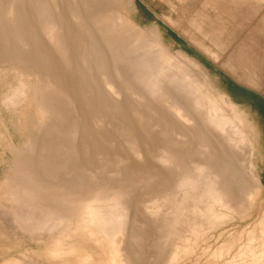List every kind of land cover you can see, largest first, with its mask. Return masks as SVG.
Returning a JSON list of instances; mask_svg holds the SVG:
<instances>
[{"label": "bare ground", "instance_id": "6f19581e", "mask_svg": "<svg viewBox=\"0 0 264 264\" xmlns=\"http://www.w3.org/2000/svg\"><path fill=\"white\" fill-rule=\"evenodd\" d=\"M65 1L66 6H63L60 0H0V63H21L32 69L42 68L47 71L49 76L43 79L40 77V86L36 83V85L34 84L32 86V101L30 102L35 103V114L41 120L45 119V121H49L56 131L63 130L64 136L67 137V140L64 142L65 144H63L64 146H59L56 149L53 148L55 152L50 150L51 153L54 152L52 154L41 152V156L38 158H34L31 155L33 157L32 159L29 154L30 152L24 153L17 151L15 153V179L13 184L10 185V194L12 195V200L17 203L21 210L13 214L16 215L20 226L32 232L40 230L49 232V230L59 227L63 222L76 224L78 229L82 230L83 233H87L102 249V253L98 257L97 262L92 260L91 256L86 253L79 257L81 264H136L132 258L133 249L126 244L121 245L120 241L122 235L129 233L128 231L131 232V225L134 222L130 218V216H133L130 214V207L125 202L126 200H124V196L127 194L125 195L126 192L123 191V184L132 180V173H128L130 168L136 170L137 166L130 165V155L128 156V152L123 151V149L120 152H113L116 157V164L115 161L113 162V159L109 158V154L112 152L108 153V151H111L110 149L113 148H109L111 143L109 144L102 140L91 129L90 125L93 124L90 123L89 125L83 119V117H86V113L84 115L82 114L83 110H81L80 104L83 100L82 98L79 99V96L82 95L81 92H87L89 82L79 83L76 81L74 85L85 87L80 90L71 88L67 80L66 71L62 69L59 63L60 61L57 60V57H59L68 66H71V62L70 64L68 62L70 61V56L76 51L80 52L81 61H83L82 59L94 61L95 68L99 71L102 77L101 81L104 83V93L107 91L113 97V99L111 98L109 107L117 111L116 114L119 116V119L122 118V121L126 119L132 122L135 118L133 117L134 119L130 120L132 117H128L127 114L122 112L123 109H121L124 97L118 87V82L116 83V79L119 78V72H116V76L114 75L115 79L113 75H109L111 70L112 73L115 70L112 69L111 62L109 65V61H111L109 58L111 57L113 60L115 58L116 60L117 55L119 56L124 52L125 58H123L128 60L129 70L135 72L137 81L143 84L140 85L141 88L142 86L145 87L142 89L144 94L147 95V93H150L149 103L151 95L156 97V99L158 98L157 100L162 103L158 102L161 105L165 104L167 107L165 111L170 113L171 117L173 116V119L177 121V125L174 123L175 126L173 124L171 125L177 128H174L176 133V137L174 136V138L176 140L172 138L174 141L171 139L166 142L165 147L162 148L164 149L163 153L160 150L161 152H158L160 154L157 155V157H160L162 153V156L157 159H159L158 162L166 167V172H168L162 177L164 179L161 178L166 182L165 188L166 186L167 188L165 191L159 194L157 193L156 196L153 195L155 200L152 201L154 197L152 199L150 198L152 205L149 202L150 206H148V210L150 209L152 215L154 214L156 216L153 219L159 227V237H166L167 240H180L178 241L179 243L173 240L171 243V252L167 260L168 262L174 260L180 252H188L191 249L195 237L202 233L204 229L208 230V227H212L224 219L227 214H223L220 208L224 210L229 209V211L242 208V197L246 196L249 201L254 193L253 189L259 187L256 181V175L254 174L256 171L254 172L252 168V145L245 136L248 132L245 130L243 121L234 113V102L226 94H218L213 97L205 93L204 96L199 83L188 74L186 71V69L188 70V66L193 65L203 68L199 61L180 50L175 51L176 54L172 55L159 41L156 30H151L152 35L149 34L151 37L148 38L147 31L145 33L144 29L135 25L129 16L135 10L132 0H115L116 5H112L111 3L113 2H109L108 0ZM125 3L132 9H129L128 13L123 11L122 6ZM67 12L69 14L70 12L72 13L70 14L72 16L71 20L67 17ZM74 26L76 28L74 34L71 35L70 30ZM131 53L134 54L133 57L135 59L131 56ZM76 54L78 55L79 53ZM130 59L132 60L129 61ZM50 78L52 82L49 81ZM57 80L60 81L59 84L54 82ZM62 82L64 86L61 85ZM126 83V88H132L129 81H126ZM89 84L91 85V83ZM206 90L208 92V89ZM15 92L13 98L9 100L12 104L17 105L27 100L28 95L24 83H21ZM178 93L187 98H191L189 104L195 110L199 109L202 111L203 116L197 114V111H195L196 115L203 117L199 119H204L201 124L198 122L201 120L197 119L196 121L195 117H198L194 114L193 116L195 117H191L188 112L190 109H185L182 105L183 102L181 103ZM125 95L128 97V93ZM95 98L89 96L87 93L84 101L89 103L88 107L91 106L94 109L99 107L98 109H100L99 102L101 100L99 101ZM63 100L66 103H61ZM124 105L122 108L125 107ZM161 105L158 106L161 107ZM191 106L190 108H192ZM124 110L127 111L126 108ZM158 111L160 114L162 113L160 110ZM84 112L86 111L84 110ZM29 116L31 115L29 114ZM159 116L162 117L164 115L161 114ZM161 117L159 118L160 120H162ZM116 118L115 120L113 118V120L116 121ZM163 118L167 119V117ZM166 119V123L170 122L168 119L167 122ZM113 120L111 121L113 122ZM117 121L119 122L120 120ZM122 121L119 123L122 124ZM118 122H116L117 124L113 122L112 125H124L122 127V134L125 135L126 139H124L126 140V144L133 149L132 152L135 151L137 154L141 153L138 151V145H136V142L140 140L138 129H141V127L138 124L136 125V122L133 126H139L137 129L128 126L127 123L119 125ZM171 123L167 124L168 127ZM97 126L100 127L98 123L96 124ZM98 127L94 130L98 131ZM207 128L211 131L219 132L223 136L220 137L225 138V144H222L225 147L221 146L223 140H220V138L219 141L214 139L205 130ZM140 129L139 131H141ZM116 130L118 131L119 129L117 128ZM167 130L169 129L167 128ZM170 130L169 132L173 128ZM141 132L143 133V130ZM106 140H109L107 136ZM112 140L110 139L109 142ZM166 140L164 139V141ZM196 143L200 145L199 151L201 155H205V159L203 160L204 157L196 156L198 157L197 160H202V162L191 160L193 162H190L191 164L188 167L187 162H189V159H187V162L185 159L190 154L187 156L186 153H183L182 148H185L189 144L190 146L186 149L189 147L193 148L191 146ZM53 144L55 145V143ZM243 144L246 146L244 151ZM40 145L41 148H44L47 143L42 140ZM36 147L38 149V143ZM89 150L94 153V159L90 158L93 156L91 153H87L88 155H86V152ZM58 153L59 156L60 153L65 154L61 156L62 158L66 156V162L62 164L72 161L71 163H73L74 169H82L91 174L93 173L96 182L91 183L89 181L90 183L85 184L84 180V182L70 181L71 183L65 187L62 186V188L53 184L44 186L43 184L47 180L40 175V171H48L53 165H57L56 162H59L57 160L59 156L56 158V155ZM196 153L190 156L191 159ZM103 158H109L110 160L103 161ZM108 165H115L117 167L113 169L111 177L100 181L96 175L98 172L105 170V166L107 168ZM143 165L147 167L146 163ZM159 165L157 164V167ZM138 167L141 168V166ZM152 167L151 165L150 169ZM164 167L162 166L163 170ZM140 170L143 169L137 168L136 172ZM173 172H177V176H174ZM171 173H173V176L170 175ZM167 183L168 185H166ZM5 193H9V191ZM248 201L245 203L246 205H249ZM235 207L238 208L235 209ZM237 211L240 212L239 210ZM262 223L263 231L260 234L261 237L259 240L256 239L258 245L249 251L251 258L260 263L264 262V220ZM130 235L132 236V233ZM257 237L259 235H256ZM182 240H186L185 245L180 244ZM222 249L220 250L222 251ZM73 251V249H67V253L70 255ZM52 256L54 257V255ZM14 258L2 264H20Z\"/></svg>", "mask_w": 264, "mask_h": 264}, {"label": "rangeland", "instance_id": "374dc122", "mask_svg": "<svg viewBox=\"0 0 264 264\" xmlns=\"http://www.w3.org/2000/svg\"><path fill=\"white\" fill-rule=\"evenodd\" d=\"M108 1L113 2L111 3L112 5L115 4V0L114 1L108 0ZM240 1L241 0H236V1L235 0H132L135 10L132 11L131 12L132 14L130 13L131 15L129 16L134 21L137 27L144 29V32L147 31V33L146 32L145 33L148 34L147 35L148 38H150L151 37L150 35H152L151 30H156V32L158 33L159 41L164 46V48L169 51V53L171 52L172 55L173 54L175 55L176 52L180 50L193 58L194 56L190 55L184 49V47H186L194 50L196 53H198V55H200V57H202L207 62H211L210 58H213L214 61L217 62L219 68L225 70L227 73L230 74L235 73L238 76L239 74L244 73L245 75H249L250 78H252L253 80L263 81L264 55L262 52L259 51L262 45L254 42L250 43L251 40L247 38L248 32L252 30V28L249 27L250 24L253 22V24L255 25L256 13H253L252 11L248 13L249 16L248 19L249 24L247 27L248 29L242 28V25L240 23H238L239 25L233 26V24L235 23H233L229 17L230 13L228 12L229 9L227 6L230 4L239 5ZM60 3L63 6L64 5L66 6L65 0H60ZM245 3H247L250 6V10H254L257 6H263L264 0H247V2ZM122 7L125 13H128L129 9L132 10L126 3ZM144 10H146L151 14L150 18L146 16L145 14L146 11ZM70 14L72 13L70 12ZM70 14L67 12V17H69L71 20L72 16ZM238 16H240V14H238ZM223 17H225L226 19H223ZM227 18H229V20H227ZM75 28H76L75 26L71 28L70 30L71 35L74 34ZM135 33H137V31H135ZM172 33H174L177 37H179L181 41L177 42L171 35ZM242 33L243 36L241 35ZM75 52L72 54V56H70V61L68 62L69 64L71 62V66H68V64H66L64 61L59 59V57H57V60L60 61L59 63L61 64L62 69L66 71L65 73L67 74V80L70 83L69 86L71 88L80 90L83 87H85L80 85L78 86L74 85L76 81L79 83L82 82L91 83V85L88 83L89 88L87 89V92L86 91L81 92L82 95L79 93L81 96H79L78 94L79 99L82 98L83 100V102L80 104L81 110L86 111L84 113L82 111V114L84 115L86 113V117L88 116L87 118L83 117V119H85L86 123H88L89 125L90 123L93 124L90 125V127L95 134H98L101 137V139L104 140L106 143L109 144L111 143V145L108 144L109 148L112 147L113 148L110 149L111 151H108V153L112 152L109 154V158L113 159V162L115 161V164H116V160H115L116 157L114 156L115 154H113V152L114 151L120 152L123 149V151L128 152L127 153L128 156L130 155V162H131L130 165L137 166L136 170L137 168L143 169L140 170L139 172L138 171L136 172V170L130 168L128 174L132 173L133 178L132 180H130V182L123 184L124 187L123 191L126 192L125 195L127 194L126 196H124V200H126L125 202H127L130 207V214L134 216V220H133V216H130V218H132V221L134 222L131 225V232L128 231L129 233H125V235H122L120 244L121 245L126 244L133 249L132 258L134 262L136 264L137 263L138 264L139 263L140 264H264V262L260 263L253 260L249 252L250 249H253L255 246L258 245L256 239L259 240V238L261 237L260 234L263 231L262 221L264 220V180H263L264 174H260L257 172V166L254 163L255 156H252L251 162L254 172L255 171L257 172V173L255 172L254 174L256 175V181L259 184V187L253 189L252 186L254 193L252 194L250 200L248 201L246 196L242 197L243 198L242 208L236 209L238 207H235V209L239 210L240 212L238 211L236 212V210H234L235 211L234 212L233 210L229 211V209L224 210L220 208L223 214L224 213L227 214L222 220L223 222L221 221L213 225L212 227H208L207 228L208 230L204 229L202 233H200L195 237L194 242H192L191 249L188 252L187 251L180 252L178 257L168 262L167 259L171 252V243L173 241L178 242L180 240L178 239L167 240L166 237H159L158 231L160 230L157 223L153 219V217L156 216L154 214L152 215L151 213L152 211H150V209L148 210V206H150L149 202L152 205L151 199L154 196H156L157 193L159 194L162 191H165L167 188V186L165 188L166 182L162 180L164 179L162 177L165 176L166 173L168 172H166L167 171L166 167H164L163 164L158 162L159 159L157 158H160L162 156L164 150L162 148L165 147L166 142L170 141L172 138L176 140L174 138V136L176 137L175 135L176 133L174 129L176 127H173L171 125L173 123L177 125V121H175L176 119H173L174 118L173 116L171 117L170 113H167L165 111L167 110V107L165 106V104L161 105L162 102L157 100L158 98L156 99V97L151 95L150 98L152 100L150 99V103H149L150 93L149 94L147 93L148 96L144 94V91L142 90L144 86H142L141 88L140 85L142 83L137 81L135 77L136 76L135 72L129 70L127 64L128 60L124 59L125 58V55L123 54L124 52L121 53V55L119 56L116 54L118 58L116 57V60L114 58L115 61L113 60V58L112 59L111 57L109 58L111 60L109 61V65L111 62L112 69H115L114 70L115 72L113 71L112 73L111 70L109 75L110 76L113 75L115 79L116 72H119L118 73L119 81L118 79H116L117 80L116 83L118 82L117 83L118 87L122 91L124 97L122 103L123 105L125 104L124 105L125 107L123 108H122L123 105H121V109H123L122 112L127 114L128 117L129 116L132 117V119L129 118L130 120H133L135 118L134 119L135 121L133 120L131 122L126 119L122 121V118L119 119V116L116 114L117 111L109 107L110 106L109 103H111L110 101L111 98L113 99V97L110 96V93H108L107 91H105L106 94L104 93L103 91L104 83L103 81H101L102 77L100 76L99 71L95 68L94 61L87 59L85 60L82 59L83 61H81L80 52H76L79 53L78 54L79 56ZM133 55L134 54L131 53L132 57ZM133 58L135 59V57ZM194 59L199 61V63L202 65L203 68L197 66L195 67L191 65L188 66V70L186 69V71L188 72V74H190L192 78L195 79L197 83H199L203 91L202 94L204 96L205 93L206 95H210L213 97L217 96L218 94H226L234 102L235 105L234 113L237 116H239L240 119L243 121L245 130L249 134V135L245 134V136L249 139V142L252 145L251 147L252 152H254L256 145L255 132L257 130L256 128L257 126L252 123L255 122L254 114L249 110V108H246V106H244L243 104L234 101L229 96L227 92V84L224 81L223 77L219 75L218 72L208 68L204 63H202V61H200V59L196 57H194ZM131 60L132 59H130L129 61ZM116 68L119 70H117ZM48 76L49 74L47 73V71L43 70L42 68L32 69L31 67L22 65L21 63H13V62L0 63V249H1L0 264H2L7 260H11L14 257L18 261L15 258L14 260H16V262L20 264H56V263L81 264L79 257L82 256L83 254L87 253L88 255L91 256L92 260L97 262L98 257L102 253V249L100 248V245L96 243L95 240H92L93 238H91L87 233L85 232L83 233L82 230L78 229V226L76 224H72V223L68 224L63 222L59 227L53 228L52 230H49V232L46 230L48 233L45 232V230L32 232L20 226L16 218V215H14L16 214V212H18V210H21L20 207L17 205V203H15L12 200L11 198L12 195L10 194L11 191L10 185L13 184V181L15 179V173H14L15 162H16L15 153L17 151L24 153L30 152L29 154L32 159L33 157L38 158L41 156L40 154L41 152L46 154L54 153L55 152L54 149L59 148V146L65 144L64 142L67 140V137L64 136L63 134V130L62 131L54 130L52 124L49 121H45V119L41 120L39 116L35 114V103L30 102L32 101L31 100L32 86L35 83L38 86H40L39 80L45 77L47 78ZM238 76L232 75L231 78L238 81L239 80ZM5 78L7 82L5 81ZM49 81L52 82V79L50 78ZM126 81H129L131 83L132 88H126L127 86ZM54 82L59 84L60 81L57 80ZM19 83L25 84L26 93L28 97L26 101L15 105L12 104L9 100L13 98L14 94L16 93L15 92L16 89L20 87ZM63 84L64 83L62 82L61 85ZM206 89H208V92ZM145 91L148 92L146 89ZM125 92L128 93V97L127 95H125L126 94ZM87 93L89 94V96L96 97L95 99L99 101L101 100L99 102L100 109H98L99 107L96 109H94L93 107L91 108L90 105H89L90 107H88L89 103H86L84 101L85 100L84 98ZM142 95L145 97H143ZM178 97L180 98L181 103L183 102L182 105L185 107V109L186 108L190 109L188 112L190 113L191 117L194 118L195 116H197L198 118L195 117L196 121L199 118H203L201 117V115L203 114L202 111L199 109L195 110L193 106L189 104L191 98L189 97L187 98L179 93H178ZM147 100L148 102H146ZM141 101H143L144 103ZM158 101L161 103H159ZM61 103H66V102L65 100H63V102ZM169 104L171 103L169 102ZM158 105H161V107H159ZM190 106L192 108H190ZM124 108H126L127 111L129 112L124 110ZM158 110H160V112H162L161 114L164 116L162 117L159 116L161 114L159 113ZM195 111H197V114H201V115H196ZM29 114L31 116H29ZM193 114L195 116H193ZM115 117H117L116 118L117 120L122 121V124L127 123L128 126L135 127V129H137V127L139 126L141 127V129L140 128L139 129L141 131L143 130V133L138 129V132L140 134V140L136 142V145H138L139 147L138 151L141 153L137 154L135 151L132 152L133 149H131L126 144L125 135L122 134V127H124V125L119 123L120 121L119 122L117 120L114 121ZM160 117L162 118V120L159 119ZM163 117H167L168 121L170 122H168L167 119ZM91 119L93 120L91 121ZM165 119L168 123H171L173 121L169 127L167 125L168 123L165 122ZM111 120H113L115 124H117L116 122H118V124L122 126L112 125L113 122ZM199 120H201L198 121L200 124L202 121H204V119L203 120L199 119ZM111 122L112 124H110ZM30 123L32 124L30 125ZM97 123L100 125V127L97 126L100 131L94 130L95 128L97 129L96 127ZM134 123L136 125L138 124L139 126H133ZM101 126H103L104 129L101 128ZM115 128L116 129L118 128L119 130L117 131ZM120 128H121V134H120ZM167 128L169 130L170 129L172 130L173 128L174 131L172 130L173 131L172 132L170 130L171 132H169ZM205 130L208 131L211 134V136H213L214 139H217L219 141L220 138V140H223L221 146L222 144H225L224 143L225 138H222L223 136L220 135L219 132L213 130L211 131L209 130V128ZM62 135L63 137H61ZM106 136L108 137L109 140H106ZM166 137L168 138V140H166L167 139ZM110 139L113 140L109 142ZM164 139L166 141H164ZM173 139L172 141H174ZM42 140L47 143V145L44 148H41L40 145ZM37 143H38V149L36 147ZM53 143H55V145ZM194 145L191 146L193 148L189 147L191 150L189 148L186 149L188 146H190V144L187 145L185 148H182L183 153H186L187 156L188 154H190L189 157L185 159L186 162L187 159H189L188 160L189 162H187L188 167L194 160L202 162V160H197L198 157H204L203 160L205 159V155H201L199 151L200 145L199 144L197 145V143ZM242 147L244 151L246 146L243 144ZM50 150L54 152L51 153ZM160 150H162V153L160 157H157V155L160 154L158 152H161ZM87 153L88 154L91 153L93 155L90 158L94 157V153H92L90 150L86 152V155H88ZM193 153H196V155L194 154L195 156L192 157L191 159L190 156H193ZM63 155L65 154L60 153L59 156L58 153L56 155V158L59 156L58 157L59 159H57L59 162H56L57 165H53L50 169H48V171H44V172L40 171V175L47 180L45 182L46 184L45 183L43 184L44 186L53 184L59 188H62V186L65 187L71 182L85 181L84 182L85 184L90 182L91 183L96 182V180L93 177V173L91 174L90 172H87L82 169L81 170L74 169L71 160H70L71 162L62 164L66 162L65 159L66 156L63 158L61 157ZM109 158H103V161L110 160ZM155 161H156V167H155ZM144 163L147 164V167L143 165ZM150 164L155 168L152 167L150 169L151 166ZM157 164L158 165L161 164L159 165L160 167L159 166L157 167ZM111 166L108 165L107 168L105 166V170L97 173L96 176L99 177L98 179L100 181H104V179H107V177H111L112 175L111 173L113 169L117 167L115 165H111ZM138 166H141V168ZM162 166L164 167V170L162 169ZM173 173L174 176H177L176 175L177 172L176 173L173 172ZM173 173H171L170 175H172ZM138 180L140 181L138 182ZM150 181L152 182L150 183ZM166 185H168V183ZM7 191H9V193H5ZM154 192L155 194H153ZM154 200L155 197L152 201ZM247 201L249 205L245 204ZM243 206L246 208H244ZM130 233H132V236L130 235ZM138 233H140L141 235ZM256 235L257 236L259 235V237L256 238ZM136 238L138 239V241H136L137 240ZM180 244L185 245L186 240L185 241L182 240ZM69 248L74 250L73 253L71 254L72 256L74 255L73 257L69 253H67V249ZM219 248L220 249L223 248L224 249V250L222 249L223 252ZM247 251L249 254L247 253ZM11 253H15V254H11ZM19 253L21 256L23 255V257H21ZM52 255H54V257Z\"/></svg>", "mask_w": 264, "mask_h": 264}, {"label": "crops", "instance_id": "0c3cea01", "mask_svg": "<svg viewBox=\"0 0 264 264\" xmlns=\"http://www.w3.org/2000/svg\"><path fill=\"white\" fill-rule=\"evenodd\" d=\"M236 1V0H235ZM247 0L240 1V4H230L228 5V12L230 13V20L235 23L233 26L242 25V28H247L249 24V16L248 13L252 11L256 13L255 25L253 22L249 27L252 28L247 34V38L250 39V43H259L262 46L259 51L264 55V5L257 6L254 10H250V6L245 3ZM234 14V15H233ZM240 14V16H238ZM223 19H226L223 17ZM229 20V18H227ZM248 29V28H247ZM243 36V33L241 34ZM211 62L210 68L219 73L222 77L229 78L236 86H239L243 90V94L246 99L238 100L235 99L232 94H230L229 90H227L229 96L236 102L243 104L246 108L254 114L255 122H252L256 125L257 130L256 134V145L253 152V156H255V165L257 166V172L260 174H264V80H253L249 75H245L244 73L239 74H230L225 70H222L217 65V62L214 61L213 58H210ZM238 76L239 80L236 81L231 78V76ZM235 90V88H234ZM264 180V178H263Z\"/></svg>", "mask_w": 264, "mask_h": 264}, {"label": "trees", "instance_id": "16d2710c", "mask_svg": "<svg viewBox=\"0 0 264 264\" xmlns=\"http://www.w3.org/2000/svg\"><path fill=\"white\" fill-rule=\"evenodd\" d=\"M146 11V10H144ZM146 16L148 18L151 17V14L149 12H145ZM173 36V38L177 41V42H180L181 39L179 37H177L174 33L171 34ZM184 49L192 56L200 59V61H202V63H204L208 68H210V64L204 60L202 57H200V55H198V53H196L194 50L192 49H189V48H186L184 47ZM211 69V68H210ZM224 81L226 82L227 84V90H229L230 94H232V96L235 98V99H238V100H242V99H246V97L244 96L243 94V90L242 88H240L239 86H236L234 84V82H232L229 78H226V77H223ZM235 88V90H234Z\"/></svg>", "mask_w": 264, "mask_h": 264}]
</instances>
